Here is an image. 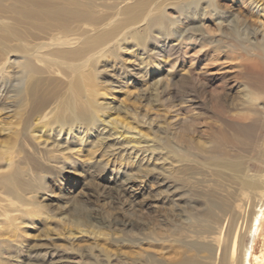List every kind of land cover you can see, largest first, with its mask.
Masks as SVG:
<instances>
[{"label":"bare ground","instance_id":"bare-ground-1","mask_svg":"<svg viewBox=\"0 0 264 264\" xmlns=\"http://www.w3.org/2000/svg\"><path fill=\"white\" fill-rule=\"evenodd\" d=\"M5 1L0 0V19H11L0 21V96L18 99L22 112L17 114L25 116L20 133L28 135L20 143L17 129L1 130L8 135L0 143V243L4 238L18 241L35 218L47 220L49 227L56 223L55 211L37 200L49 173L42 174L83 167L88 157L109 175L117 193L134 180H156L159 207L171 214L104 222L92 216L93 211L87 215V208L80 209L76 218H59V234L106 245L124 239L139 248L140 264H264V0H233L258 16V28L224 11L217 0H174L180 17L176 23L158 14L162 0ZM184 19L191 29L176 34L181 40L190 34V49L171 46L169 55L174 49L185 53L189 73L194 72L188 85L186 78L175 84L186 88L176 98L180 109L187 104V117L164 129L145 116L136 115L130 122L129 109L98 101L107 97L97 86L106 59L121 60L125 48L142 61L159 58L156 33L170 39L171 28L183 25ZM211 20L222 39L239 41L248 56V73L261 80L260 90L251 92L246 85L234 93L209 90L207 84L215 76L210 72L222 69L209 57L205 34H199L200 23ZM47 32L58 36L47 40ZM179 63L178 54L173 70ZM160 71L159 66L153 71L154 93L162 84ZM141 73L148 77L149 70L143 66ZM196 75L201 79H194ZM60 76L66 82L51 90L50 100L31 101L50 79ZM43 112L44 119H38ZM118 112L125 116H116ZM53 230L47 229L46 236ZM259 244L263 249L256 253ZM100 251L98 264L121 257L116 252L112 258L108 247Z\"/></svg>","mask_w":264,"mask_h":264},{"label":"rangeland","instance_id":"rangeland-1","mask_svg":"<svg viewBox=\"0 0 264 264\" xmlns=\"http://www.w3.org/2000/svg\"><path fill=\"white\" fill-rule=\"evenodd\" d=\"M8 2V0L5 1L6 4ZM217 2L221 4L224 11L236 15L240 19H244L248 26L255 28L260 26L257 20L258 16L250 12H244L243 5L239 1L236 3L233 0H217ZM174 4H176L174 0H162L158 14H165L169 20L176 23L180 17ZM128 16H131V14ZM4 17L11 19L7 15ZM4 17L0 21H3ZM183 22V25L177 24L175 28H171L174 34L170 36V39L165 40L162 37V33H156L155 38L156 41L158 40L157 43H159L158 48L160 47L159 58H147L143 60L147 63H143L140 59L142 57L136 56V53L132 54V51L129 50L130 48H125L120 56L121 60H114L112 57L106 59L102 65L103 67L100 69L101 75L97 86L100 87L98 88L99 92L105 94L107 97H99L98 101L103 104L106 100V102H112L111 106L119 105L122 109H129L128 115H130L128 118H130V122H132V118L136 115L140 117L145 116L148 121L152 119L156 120L155 124L158 123L157 125H161L164 129H168V124H173L175 120L178 121L187 117V104L181 105L184 106V109H180V101L176 98V94L186 88L179 89L175 84L179 83L181 79L186 78L188 85V77L194 72L189 73L191 71L189 56H185V53L175 52L177 49H174L171 55H169L171 46L184 48L185 52H188L190 49L188 46L190 34L185 35L182 40L176 34L183 29H191L188 19H184ZM200 25L199 34L200 37L205 34L203 36L205 37L204 43L205 47L209 50V57L213 60L217 59L218 65H221L220 68H222L220 71L214 69L210 72L215 76L211 75L213 76L210 80L211 83L207 84L209 85V90L221 88L225 93H234L238 92V87L242 85L248 86L251 92L260 90L261 80L258 79L257 74L248 73L246 65L248 56L239 47V41L237 42L233 37L231 39H222L218 26L212 20L201 22ZM139 26L137 24L134 28ZM225 31L229 33L228 28H225ZM72 34L77 35L79 32ZM57 36L56 32L44 34V38L47 40ZM213 45L220 46V51H224L225 53L215 52ZM244 46L248 47V44ZM149 49L152 48L149 46ZM151 53L147 54L150 55ZM178 54L180 63L173 70L172 64L176 58L178 59ZM156 64L157 67L161 68L159 78H161L162 84L161 87L159 86L158 91L154 93L152 76L154 75L153 71L157 68ZM143 66L149 70L148 77H144L141 73ZM9 70L11 74L14 72V69L10 68ZM194 79L198 80L201 77L199 78L196 75ZM65 82V79L61 76L50 79L42 87V90L38 92L37 97L32 98L31 101L35 100L38 103V98L50 100L52 96L51 90L59 88ZM110 89H113V91ZM12 95L3 94L0 96V143L5 142L8 135L6 132L1 131L3 129H17L19 131L18 142L20 143L24 136L27 137L28 135L26 132L20 133L25 116H18L17 113L21 111V107L18 105V99ZM181 96L183 97V95ZM261 102L264 105V98ZM44 112L46 113V111ZM44 112L43 114H38V119H44ZM261 114L264 115L262 110ZM115 115L124 117L125 113L118 112ZM30 142L32 145H35L33 141ZM83 161L85 163L83 167L72 166L65 170L46 171L42 174L44 176L49 173L47 181L45 180L44 182L45 188L37 194V200H39L41 205L49 208V210L55 211L56 214L53 216V219L56 223H53L49 227L47 220L40 221L35 218L32 227L23 228L18 241L15 240L9 243V240L4 238L3 240L6 241L0 243L1 246L3 245V253L0 260H5L3 261L4 264H98V260L103 258L100 253L101 248L107 247L112 252V258L115 257L116 259V255L114 256L116 252L121 255L116 260L112 259V264L142 263L138 255L140 253L139 248L129 242L122 241L124 239L116 240L113 244L108 242L107 246L106 243L101 241L96 243L82 236L78 239L66 238L64 233L62 235L55 231L57 229L56 224H59V218H67L68 215L71 218L72 216L76 218L79 215V210L83 209L85 211L86 208L88 210L87 215L93 211L92 216L104 222L114 220L115 218V221H122L123 218L141 221L147 217L148 213H150V218H155L158 213L161 215L171 214V210H162L159 207L162 204L159 200V189L156 180H152L151 177L142 183L134 180V183L129 185L131 188L128 186L129 189H124L120 193H117L119 189L116 190L117 187L113 184V180L109 179V175L105 171L102 172L101 168H96L99 166L96 160L92 161L88 157H84ZM168 198L172 199L171 197ZM154 211L155 214L152 213ZM95 225L103 227L101 224L95 223ZM33 228L35 230H31ZM26 229L27 231L30 230L27 234L25 233ZM47 229H54L49 236H46ZM104 230L108 231L106 228ZM52 234L56 236L50 237ZM11 246L13 247L11 248ZM91 248L93 251H89ZM262 249L261 244L257 245L256 253H260ZM133 255H136V257ZM135 261L136 263H134Z\"/></svg>","mask_w":264,"mask_h":264}]
</instances>
